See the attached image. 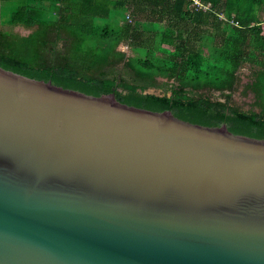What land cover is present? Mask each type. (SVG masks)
Returning a JSON list of instances; mask_svg holds the SVG:
<instances>
[{"label":"water","instance_id":"95a60500","mask_svg":"<svg viewBox=\"0 0 264 264\" xmlns=\"http://www.w3.org/2000/svg\"><path fill=\"white\" fill-rule=\"evenodd\" d=\"M0 264H264V138L0 66Z\"/></svg>","mask_w":264,"mask_h":264},{"label":"trees","instance_id":"16d2710c","mask_svg":"<svg viewBox=\"0 0 264 264\" xmlns=\"http://www.w3.org/2000/svg\"><path fill=\"white\" fill-rule=\"evenodd\" d=\"M1 1L13 10L0 66L264 138V0ZM244 68L248 109L235 99Z\"/></svg>","mask_w":264,"mask_h":264},{"label":"rangeland","instance_id":"374dc122","mask_svg":"<svg viewBox=\"0 0 264 264\" xmlns=\"http://www.w3.org/2000/svg\"><path fill=\"white\" fill-rule=\"evenodd\" d=\"M13 4L9 2H4L0 0V24H6L8 20L11 17L12 13V8ZM120 49L126 50L128 55H140L141 53L139 51L131 50L128 46L121 44L119 46ZM249 71L248 69L244 68L242 71V83H240L238 90L235 92V99L237 102L245 109L250 108L251 103L254 100V93L249 92L248 94H243V88L244 84L249 80L248 74ZM148 91L150 92H157L160 93L162 90L159 88H149ZM253 106V105H252Z\"/></svg>","mask_w":264,"mask_h":264},{"label":"built area","instance_id":"2783aa9c","mask_svg":"<svg viewBox=\"0 0 264 264\" xmlns=\"http://www.w3.org/2000/svg\"><path fill=\"white\" fill-rule=\"evenodd\" d=\"M195 3L198 4L199 6H203L204 7V4L200 0H195Z\"/></svg>","mask_w":264,"mask_h":264}]
</instances>
